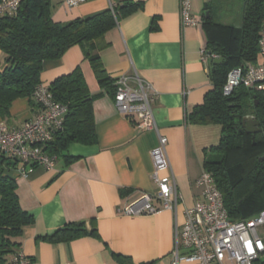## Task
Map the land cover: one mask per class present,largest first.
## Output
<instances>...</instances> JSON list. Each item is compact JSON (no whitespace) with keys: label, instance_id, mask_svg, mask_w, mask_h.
Returning a JSON list of instances; mask_svg holds the SVG:
<instances>
[{"label":"crops","instance_id":"crops-1","mask_svg":"<svg viewBox=\"0 0 264 264\" xmlns=\"http://www.w3.org/2000/svg\"><path fill=\"white\" fill-rule=\"evenodd\" d=\"M118 1L122 0H85L69 8L65 0H50L51 16L56 22L89 18ZM130 1L142 6L122 12L103 35L105 46L99 55L112 79L137 72L156 91L153 115L159 134L167 138L166 151L181 196L176 210L181 224L184 208L200 195L195 181L205 170L204 161L216 158L209 148L221 135L220 125L191 123L187 118L213 87L212 59L204 62L200 50L239 37L243 3L192 0L191 13L199 25L183 26L179 0ZM5 65L0 50V70ZM75 67L81 69L89 92L100 93L92 102L96 142L72 143L68 157L57 156L50 170L19 162L4 168L16 183L20 207L33 219L13 238L19 243L17 251L34 264H121L119 256L135 264H171L174 213L168 209L142 216L120 213L125 204L155 190L149 151L157 145L158 133L141 130L118 113L111 93L99 87L78 44L59 59L43 61L40 80L49 85ZM37 111L29 99L17 98L0 121L18 126ZM69 223H83L87 234L66 241L43 239Z\"/></svg>","mask_w":264,"mask_h":264},{"label":"trees","instance_id":"trees-1","mask_svg":"<svg viewBox=\"0 0 264 264\" xmlns=\"http://www.w3.org/2000/svg\"><path fill=\"white\" fill-rule=\"evenodd\" d=\"M241 1L240 35L231 36L227 45L209 46L210 54L221 59L220 62L212 59L209 75L213 87L204 95L202 104L187 116L191 123L221 126L219 142L209 148L216 158L206 159L203 165L213 175L232 220L253 217L264 209V94L243 85L228 96L222 94L230 69L261 61L258 39L264 21V0ZM141 6V2L122 0L92 17L56 22L51 16L50 0H23L16 13L0 16V50L6 61L0 70V117L9 114L11 103L17 98H27L31 104H36L33 92L42 83L43 61L61 58L75 44L82 47L99 87L113 98L115 79L107 74L99 55V50L105 46L102 38L122 12ZM49 89L54 100L67 107V112L63 128L54 133L44 150L56 157H68L66 152L72 143L94 144L92 102L100 93L89 92L81 69L75 67L56 77ZM248 114L259 122L261 132L247 134L235 124L237 115ZM11 164V160L0 155V264H7L9 256L17 251L19 243L13 238L20 236L23 227L33 220L19 205L14 179L4 173V168ZM85 234L83 223H69L43 239L66 241ZM119 260L121 264H135L127 256H119ZM253 264H264V254Z\"/></svg>","mask_w":264,"mask_h":264},{"label":"built area","instance_id":"built-area-1","mask_svg":"<svg viewBox=\"0 0 264 264\" xmlns=\"http://www.w3.org/2000/svg\"><path fill=\"white\" fill-rule=\"evenodd\" d=\"M23 0H0V16L16 13ZM85 0H65L74 7ZM192 0H179V19L183 26L199 25L191 13ZM258 63H246L227 72L222 94L230 95L236 87L264 94V21L258 39ZM201 59H213L206 47L200 50ZM113 103L119 114L133 121L141 130H155L158 143L149 151L152 162V193H144L120 208L123 215H150L168 209L174 213L173 249L171 264H253L264 254V209L253 217L232 220L213 175L203 170L195 181L200 195L183 210V222L178 224L176 210L180 201L174 175L166 151L167 138L159 134L153 115L156 91L153 85L137 72L122 74L115 79ZM37 113L18 126L0 121V155L23 165L40 166L50 170L56 156L47 153L44 145L55 132L63 128L67 107L54 100L49 85L40 83L33 92ZM24 170L23 168L21 169ZM7 264H34L22 251L11 254Z\"/></svg>","mask_w":264,"mask_h":264},{"label":"water","instance_id":"water-1","mask_svg":"<svg viewBox=\"0 0 264 264\" xmlns=\"http://www.w3.org/2000/svg\"><path fill=\"white\" fill-rule=\"evenodd\" d=\"M221 59H217L215 60V62H220ZM258 102L256 101V104ZM242 123L243 129L247 134H255V133H259L262 131V128L259 126V122L255 119V117L251 114L249 115H244V116H240L237 115L236 119H235V124L237 125V123ZM15 162H12V165H14Z\"/></svg>","mask_w":264,"mask_h":264},{"label":"flooded vegetation","instance_id":"flooded-vegetation-1","mask_svg":"<svg viewBox=\"0 0 264 264\" xmlns=\"http://www.w3.org/2000/svg\"><path fill=\"white\" fill-rule=\"evenodd\" d=\"M237 125L239 126V127H242L243 128V126H242V123L240 122V123H237Z\"/></svg>","mask_w":264,"mask_h":264},{"label":"rangeland","instance_id":"rangeland-1","mask_svg":"<svg viewBox=\"0 0 264 264\" xmlns=\"http://www.w3.org/2000/svg\"><path fill=\"white\" fill-rule=\"evenodd\" d=\"M227 264V263H226Z\"/></svg>","mask_w":264,"mask_h":264}]
</instances>
